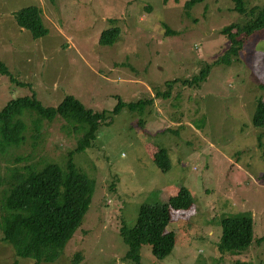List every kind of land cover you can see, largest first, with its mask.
<instances>
[{
  "label": "rangeland",
  "instance_id": "rangeland-1",
  "mask_svg": "<svg viewBox=\"0 0 264 264\" xmlns=\"http://www.w3.org/2000/svg\"><path fill=\"white\" fill-rule=\"evenodd\" d=\"M186 1L0 0V60L27 83L17 85L0 72V109L31 91L45 106L71 95L107 115L117 98L153 99L142 113L123 108L112 115L79 152L72 123L41 119L35 131L36 114L21 116L23 142L0 150L2 180L10 169L40 168L45 160L64 168L70 157L94 183L89 208L58 258L39 264H138L123 257L120 224L131 227L141 205L166 204L180 187L190 190L194 206L171 213L167 230L176 232L175 247L157 259L143 244L139 264H264V238L257 240L264 235V128L251 123L257 99L264 105V25L237 33L242 46L231 62L213 64L201 83L183 84L224 52L223 28L249 19L233 11L231 0H205L189 9ZM262 2L247 0L245 8ZM28 6L40 8L47 27L37 39L13 18ZM110 27L118 29L117 41L99 44ZM160 149L167 152L166 172L153 163ZM239 212L252 220V240L241 254H221L220 219ZM1 235L0 264H36L17 257Z\"/></svg>",
  "mask_w": 264,
  "mask_h": 264
},
{
  "label": "trees",
  "instance_id": "trees-1",
  "mask_svg": "<svg viewBox=\"0 0 264 264\" xmlns=\"http://www.w3.org/2000/svg\"><path fill=\"white\" fill-rule=\"evenodd\" d=\"M178 2V0H175ZM205 0H188L184 7L189 9ZM258 9L246 10L247 0H231L233 11L247 16L249 19L242 25L234 23L222 29L228 37V46L222 54L211 62H204L199 72L183 84L201 83L210 72L211 66L219 62H231L232 55L238 56L242 40L237 33L246 34L264 25V0ZM164 3L167 0H163ZM16 24L28 30L34 39L47 34V27L41 17V10L36 6H28L13 13ZM171 30L167 29L166 32ZM118 29L110 27L101 32L99 44L112 45L117 41ZM0 72L7 75L17 85L27 83L18 81L7 66L0 60ZM170 81L167 85L171 86ZM169 93L170 91H166ZM167 93H162L166 97ZM256 101L251 123L254 127L264 128V105ZM152 98L138 99L125 102L117 98L108 115L105 110L85 107L71 95H64L56 105L45 106L36 97L35 93L20 96L9 100L0 109V150L10 146H18L23 142V131L26 128L21 116L24 113H35L34 130L38 131L39 121H48L60 117L72 123V130L79 131L74 151H83L93 144L97 130L102 124L110 123L111 116L126 108L131 112L142 113ZM110 118L107 122V120ZM259 139V134L257 135ZM260 144V142L258 143ZM261 146V144H260ZM259 147V146H258ZM69 152L68 154H71ZM264 154V147L262 149ZM153 163L162 172L169 170L167 152L160 149L153 154ZM25 168L10 169L7 179L0 178V230L1 239L9 241L17 257L30 258L36 264L52 262L58 258L62 246L71 235L73 229L81 222L87 212L94 191V183L81 170L76 168L70 157L67 158L64 168L58 167L52 161H40ZM194 206V199L190 190L180 187L176 196L161 205H141L136 222L131 227L120 224L118 233L127 244L123 257L134 263L140 261V249L148 243L154 257L163 259L171 252L176 243V232L167 230L172 220L171 213L188 211ZM221 234L216 242L221 254L224 252L241 254L252 240V220L245 212L228 213L221 217ZM264 238L260 235L257 240ZM79 253L74 254L73 262L78 259ZM233 264H249L236 259Z\"/></svg>",
  "mask_w": 264,
  "mask_h": 264
}]
</instances>
